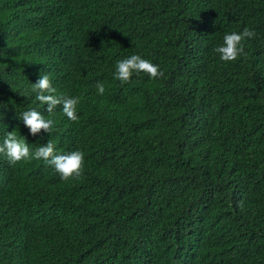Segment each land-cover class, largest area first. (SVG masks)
Masks as SVG:
<instances>
[{
    "label": "trees",
    "instance_id": "1",
    "mask_svg": "<svg viewBox=\"0 0 264 264\" xmlns=\"http://www.w3.org/2000/svg\"><path fill=\"white\" fill-rule=\"evenodd\" d=\"M245 27L247 55L221 61ZM133 54L164 76L121 85ZM40 74L81 98L76 122L35 100ZM13 130L84 172L0 154V264H264V0H0V144Z\"/></svg>",
    "mask_w": 264,
    "mask_h": 264
},
{
    "label": "clouds",
    "instance_id": "2",
    "mask_svg": "<svg viewBox=\"0 0 264 264\" xmlns=\"http://www.w3.org/2000/svg\"><path fill=\"white\" fill-rule=\"evenodd\" d=\"M255 35L256 33L247 27L242 32L226 33L223 36L222 45L216 47L214 51L223 62L235 61L238 57L247 55L245 41L254 38ZM120 59L122 60L117 59L114 79L119 81L121 85L129 83L134 73L137 75L140 73L147 74L150 79H159L164 76V72L161 71L158 64H154L140 55L133 54L124 59L120 57ZM30 86V91L35 94V100L47 106L46 112L49 115L54 114V110H58L60 116L63 114L70 121L76 122L79 119L77 108L81 98L57 94L49 75L40 74L36 82L31 83ZM95 88L98 95L103 96L105 94L106 89L103 82H97ZM19 119L22 120L32 136H36L41 131L48 134L54 131V120L46 118L35 109L22 112ZM0 154H3L11 165L21 161L43 160L52 166L61 180L64 181L79 179L84 172V153L82 151L58 152L51 140L46 145L39 146L32 151L26 139L18 136L15 130L7 132L3 143L0 144Z\"/></svg>",
    "mask_w": 264,
    "mask_h": 264
}]
</instances>
